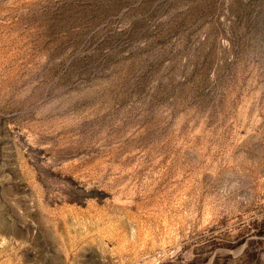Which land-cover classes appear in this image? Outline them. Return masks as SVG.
<instances>
[{"label":"rangeland","instance_id":"rangeland-1","mask_svg":"<svg viewBox=\"0 0 264 264\" xmlns=\"http://www.w3.org/2000/svg\"><path fill=\"white\" fill-rule=\"evenodd\" d=\"M0 264H264V0H0Z\"/></svg>","mask_w":264,"mask_h":264}]
</instances>
